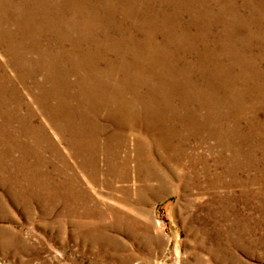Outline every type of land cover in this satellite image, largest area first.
I'll return each mask as SVG.
<instances>
[{"label": "bare ground", "instance_id": "obj_1", "mask_svg": "<svg viewBox=\"0 0 264 264\" xmlns=\"http://www.w3.org/2000/svg\"><path fill=\"white\" fill-rule=\"evenodd\" d=\"M251 26L264 33V0H0L1 183L21 202L57 193L70 215L81 177L157 194L174 180L223 186L238 159L253 168L264 48L250 44ZM131 127L147 144L126 149ZM192 139L214 140L223 170L211 172Z\"/></svg>", "mask_w": 264, "mask_h": 264}, {"label": "rangeland", "instance_id": "obj_2", "mask_svg": "<svg viewBox=\"0 0 264 264\" xmlns=\"http://www.w3.org/2000/svg\"><path fill=\"white\" fill-rule=\"evenodd\" d=\"M257 30L251 26L248 32L254 38ZM242 36L239 49L249 45ZM257 36L250 44L264 48V33ZM247 51L242 50L252 53ZM258 53L251 57L256 59ZM260 113L263 118L264 112ZM130 129L129 134L124 129L129 135L126 149H132L133 138L147 144V137L135 134L138 129ZM190 146L199 157L208 159L211 172L223 170L214 166L222 153L214 140L192 139ZM17 157L16 153L8 156ZM254 158L253 168L244 167L245 162L238 159L240 167L233 180L225 177L223 186L214 187L216 192L200 177L198 186H180L174 180L157 194L138 192L136 185L123 194L112 193L86 183L77 173L81 184L75 191L85 189L86 195L70 215L57 193L53 200L24 203L0 181V264H264V151L257 150ZM170 174L174 177L176 171Z\"/></svg>", "mask_w": 264, "mask_h": 264}]
</instances>
